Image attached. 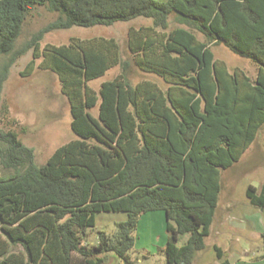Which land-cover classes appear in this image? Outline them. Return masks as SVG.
Wrapping results in <instances>:
<instances>
[{
    "label": "trees",
    "instance_id": "obj_1",
    "mask_svg": "<svg viewBox=\"0 0 264 264\" xmlns=\"http://www.w3.org/2000/svg\"><path fill=\"white\" fill-rule=\"evenodd\" d=\"M36 5L57 13L21 47L15 42ZM136 17L151 24L128 29L133 64L161 78L129 82L113 38H73L46 44L44 33L72 26L111 25ZM172 17L176 23L169 28ZM205 40H199L195 31ZM221 43L256 65L254 77L229 71L210 44ZM32 49L53 71L66 97L76 138L45 163L14 131L0 132V264H103L130 257L142 213L165 214V264H192L205 246L220 192V170L237 162L264 128V0H0V93L14 60ZM120 66L121 72L88 82ZM97 107L96 115L91 109ZM251 205L264 209V183L249 184ZM102 212H122L113 234L84 238ZM186 241L178 245L180 235ZM264 247V230L260 233ZM217 264H230L213 245ZM245 264V263H239Z\"/></svg>",
    "mask_w": 264,
    "mask_h": 264
},
{
    "label": "rangeland",
    "instance_id": "obj_2",
    "mask_svg": "<svg viewBox=\"0 0 264 264\" xmlns=\"http://www.w3.org/2000/svg\"><path fill=\"white\" fill-rule=\"evenodd\" d=\"M57 13L50 12L45 6L36 5L25 16L15 47L21 48L31 36L55 19ZM151 24V19L136 17L129 21H117L111 25H94L90 27L72 26L67 29L52 30L44 33L40 40V48L46 44H66L73 38L82 40L91 38H113L118 46L122 60H129L130 67L125 76L130 83L148 79L155 81L160 87L166 85L154 74L140 71L131 59L126 45L128 29L140 25ZM176 25L172 17L169 28ZM195 31V30H194ZM199 40H205L203 34L195 31ZM214 58L225 63L229 71L241 69L247 75L254 77L256 65L250 60L231 52L221 43L210 44ZM6 56H0V68L6 61ZM33 60L32 49L19 55L9 66L7 77L0 93V132L14 131L20 141L33 149L34 162L37 165L45 163L52 152L60 145L76 138L70 128L71 115L66 97L61 93L57 75L50 70L39 67L40 58L34 59L33 69L27 70V64ZM121 72L120 66H114L105 74L88 82L97 90L102 81L112 79ZM96 115L97 107L91 109ZM4 143L0 139V149ZM15 173L12 169H3L0 165V178L10 177ZM264 183V128L259 130L255 140L244 151L240 159L230 167L220 170V192L210 234L205 238V246L195 256L192 264H213L218 262L213 245L224 250L226 258L234 264V252L246 250L249 255L262 253L264 247L258 234L252 229V218L256 217L264 225V209L251 205L246 196L249 184L259 188ZM99 214V213H98ZM114 213H101L97 216L94 227L87 230L84 240L89 244L97 243L98 231L113 234L117 230ZM253 218V219H254ZM154 224L141 222L130 257L136 264H165V259L158 247V238L153 239ZM153 226V227H152ZM260 226V227H259ZM166 232V229H163ZM136 232V231H135ZM134 232V233H135ZM248 233L251 237H248ZM239 241L234 245V239ZM187 235H180L178 245L186 241ZM249 255L247 257H249ZM241 256V254H240ZM258 259V258H256ZM243 261L245 264L251 261ZM255 260V259H254ZM103 264H123L113 253H109Z\"/></svg>",
    "mask_w": 264,
    "mask_h": 264
},
{
    "label": "crops",
    "instance_id": "obj_3",
    "mask_svg": "<svg viewBox=\"0 0 264 264\" xmlns=\"http://www.w3.org/2000/svg\"><path fill=\"white\" fill-rule=\"evenodd\" d=\"M102 213H114L117 215L116 218L118 219V221H122L126 218L125 213H122V212H102ZM100 214L101 213L96 214L95 224L97 222V216H99ZM253 218L251 221L252 225H253L252 229L258 234V236L261 240L260 233L264 230V225L262 223V227L259 226L260 228H258L257 226L261 223V221H259V219H256V217L254 219ZM141 222H152V224H154L153 225L154 226V229H153L154 233H152L154 235L153 239L155 237H157L159 239L158 240V244H159L158 247L160 248V251L162 252L164 259H165L163 248H164L165 243H166L167 232L163 231V229L165 228V223H166L164 212L161 210H155V211H148V212L142 213L138 218V223H137V227L135 230L136 232L134 233V237H135V234L137 235V230H138L139 224ZM210 228H211V226H210ZM209 234H210V231H209ZM248 237H251L249 233H248ZM237 241H239L238 237H236L234 239V245L236 244ZM240 254H241V256H240ZM248 255H249V253L244 249H243V251L234 252V264L243 263V261H248V259H251V258H252V260L249 261L248 263L251 262V264H264V251L262 253H253L252 255L250 254L249 257H247ZM256 258H258V259H256ZM229 262H230V264H232L231 260H229ZM213 264H217V262L213 263Z\"/></svg>",
    "mask_w": 264,
    "mask_h": 264
}]
</instances>
